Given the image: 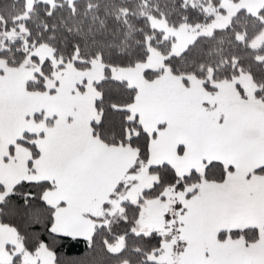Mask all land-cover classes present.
Instances as JSON below:
<instances>
[{
  "label": "snow or ice",
  "instance_id": "6c2138e0",
  "mask_svg": "<svg viewBox=\"0 0 264 264\" xmlns=\"http://www.w3.org/2000/svg\"><path fill=\"white\" fill-rule=\"evenodd\" d=\"M0 264H264V0H0Z\"/></svg>",
  "mask_w": 264,
  "mask_h": 264
}]
</instances>
